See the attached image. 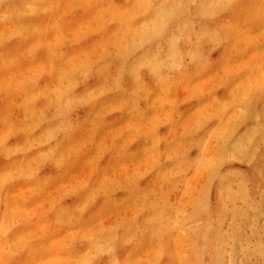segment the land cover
<instances>
[{
	"label": "rangeland",
	"instance_id": "obj_1",
	"mask_svg": "<svg viewBox=\"0 0 264 264\" xmlns=\"http://www.w3.org/2000/svg\"><path fill=\"white\" fill-rule=\"evenodd\" d=\"M0 264H264V0H0Z\"/></svg>",
	"mask_w": 264,
	"mask_h": 264
},
{
	"label": "clouds",
	"instance_id": "obj_2",
	"mask_svg": "<svg viewBox=\"0 0 264 264\" xmlns=\"http://www.w3.org/2000/svg\"><path fill=\"white\" fill-rule=\"evenodd\" d=\"M229 2H230V0H229Z\"/></svg>",
	"mask_w": 264,
	"mask_h": 264
}]
</instances>
